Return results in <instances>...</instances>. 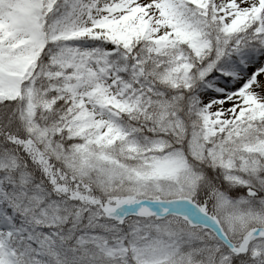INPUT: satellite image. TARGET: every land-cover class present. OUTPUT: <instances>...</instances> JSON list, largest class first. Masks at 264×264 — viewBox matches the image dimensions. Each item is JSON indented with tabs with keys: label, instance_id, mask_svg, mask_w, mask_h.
Listing matches in <instances>:
<instances>
[{
	"label": "snow or ice",
	"instance_id": "6c2138e0",
	"mask_svg": "<svg viewBox=\"0 0 264 264\" xmlns=\"http://www.w3.org/2000/svg\"><path fill=\"white\" fill-rule=\"evenodd\" d=\"M0 264H264V0H0Z\"/></svg>",
	"mask_w": 264,
	"mask_h": 264
},
{
	"label": "rangeland",
	"instance_id": "374dc122",
	"mask_svg": "<svg viewBox=\"0 0 264 264\" xmlns=\"http://www.w3.org/2000/svg\"><path fill=\"white\" fill-rule=\"evenodd\" d=\"M235 191H242V190H236V189H235Z\"/></svg>",
	"mask_w": 264,
	"mask_h": 264
},
{
	"label": "trees",
	"instance_id": "16d2710c",
	"mask_svg": "<svg viewBox=\"0 0 264 264\" xmlns=\"http://www.w3.org/2000/svg\"><path fill=\"white\" fill-rule=\"evenodd\" d=\"M233 191H235V189Z\"/></svg>",
	"mask_w": 264,
	"mask_h": 264
}]
</instances>
